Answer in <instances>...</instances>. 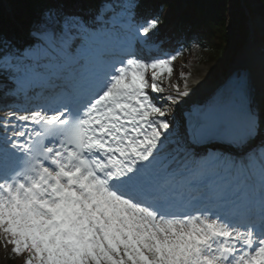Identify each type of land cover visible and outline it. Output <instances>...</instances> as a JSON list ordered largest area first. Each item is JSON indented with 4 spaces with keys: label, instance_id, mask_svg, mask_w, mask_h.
<instances>
[{
    "label": "snow or ice",
    "instance_id": "snow-or-ice-1",
    "mask_svg": "<svg viewBox=\"0 0 264 264\" xmlns=\"http://www.w3.org/2000/svg\"><path fill=\"white\" fill-rule=\"evenodd\" d=\"M81 8L55 0L30 33L62 56L101 53L80 71L27 88L33 46L0 39V74L31 105L0 117V238L23 264H264V56L181 133L167 108L189 92L160 95L180 53L149 47L160 15L142 0ZM213 141L228 148L202 154ZM208 172L232 179H193Z\"/></svg>",
    "mask_w": 264,
    "mask_h": 264
},
{
    "label": "trees",
    "instance_id": "trees-1",
    "mask_svg": "<svg viewBox=\"0 0 264 264\" xmlns=\"http://www.w3.org/2000/svg\"><path fill=\"white\" fill-rule=\"evenodd\" d=\"M0 0V39L13 41L19 48L24 49L29 43L25 31L31 29L39 20L41 12L55 0H4L10 6V13H6ZM105 0H86L89 5ZM240 0H186V6L177 19L179 37L184 40L182 54L184 63L188 66L219 62L225 64L232 55L236 54L234 42L235 32L242 27L234 20V12ZM248 13L252 6L255 14L264 22V0H241ZM61 3L73 10L82 11L84 0H60ZM158 13L161 25L177 18V11L181 8V0H142ZM160 25V26H161ZM162 30L160 27L151 33L152 38H158ZM264 39V27L263 35ZM194 43L197 49L193 48ZM187 74V71H183ZM5 76L0 74V78ZM185 76V75H184ZM22 258L10 253L6 264H17Z\"/></svg>",
    "mask_w": 264,
    "mask_h": 264
},
{
    "label": "rangeland",
    "instance_id": "rangeland-1",
    "mask_svg": "<svg viewBox=\"0 0 264 264\" xmlns=\"http://www.w3.org/2000/svg\"><path fill=\"white\" fill-rule=\"evenodd\" d=\"M249 9L251 10V14L247 12V10L245 8V4H243V2L240 0L238 8L234 12L235 23H237L238 26L240 25L242 27L241 30L238 29L235 32L236 41L234 42V49L236 51V54L232 55V58H230L225 64H220L219 62L215 61V62H210V63H207L205 65H201L199 67H195L193 69H190L192 77H188L186 79L187 87L180 89V91H188L189 93L193 94L194 91L192 89H189V87H188V86H190V83L202 84V85H205L207 87H211V86H214L217 83H219V81L221 79H223L225 74L230 70V68L232 66V62H233L234 58L236 57V55L238 54V52H240L248 43H250L251 35H252L250 27L252 25H254V24L258 25L257 28L253 29V30H255V34H254L255 37H254L253 46H255L256 44H260V43L264 44L263 39L261 37V32L263 29L262 21H261L260 17L255 14V9L252 6H250ZM163 29L165 30V35L163 36V38H161V40L158 41L159 42L158 46H160V49L158 51L159 54H162V50H163L162 47L165 44H168V49L171 50V46H170L171 37L170 36L173 34V32H172L173 24H169L166 29L165 28H163ZM174 39H175V37H174ZM167 42H169V43H167ZM165 48H167V47H165ZM75 51H77V54H72L71 52H68L65 57L70 55L72 60H76V58H80V57L85 55V53L82 52L81 49L75 50ZM37 52L38 51H34L31 54V61L33 64L36 63L37 67L35 69H29L27 67V65H21L19 68V71L16 74H19V76H32L34 73L35 74H42V73H46L47 71L51 70L50 64L44 63L42 60H39V58H38L39 56L37 55L38 54ZM69 53H71V54H69ZM87 62L88 61H84V64H87ZM173 68H174V72L170 78V81H167L165 84V88H166L165 92H168L169 95L176 94L172 85L176 84V81L180 77V71L185 68L183 65V58L182 57L175 59V61L173 62ZM69 71L73 72L71 70H69ZM21 72H23V73H21ZM13 86H17V84L15 82H13L11 84L2 83V84H0V91H3L4 94H7L9 91H11ZM160 95L164 96L163 93H161ZM183 101H185V99ZM158 103L163 104V100L162 99L159 100ZM164 103H166V101ZM179 104L174 105L175 108H178ZM7 113L8 112L0 113V117L6 116ZM168 113H169V110H168ZM169 117H170V115H168L167 118L170 120H174V129L176 131L180 132L181 122H180L179 113H178V116H176L174 119H171ZM11 250H12V245L8 244L5 240L0 238V264H6L7 263V259L11 253ZM23 257L25 259L26 254L20 256V258H23ZM20 262H21V259L17 260V264H20Z\"/></svg>",
    "mask_w": 264,
    "mask_h": 264
},
{
    "label": "bare ground",
    "instance_id": "bare-ground-1",
    "mask_svg": "<svg viewBox=\"0 0 264 264\" xmlns=\"http://www.w3.org/2000/svg\"><path fill=\"white\" fill-rule=\"evenodd\" d=\"M257 27H258V25H256V24H254L250 27V30L252 33L250 43H248L240 52H238V54L236 55V57L234 58V60L232 62V66H231L232 70L238 71V70L242 69V70H246V71H250V72H257L259 70L262 55H260V56L256 55L255 51H254L255 49L252 47L253 42H254V37H255L254 36L255 30H253V29L257 28ZM257 46H260V45L256 44V47ZM81 61H80V63H81ZM80 63L74 64L72 68H74V70L76 68H79ZM58 73H59V71H58ZM215 86L216 85L211 86V87H207V86L202 85V84L190 83V86H188V87H189V89H192L194 91V93L193 94L189 93L188 96L184 97L183 100L185 99V101L182 100V102L179 104L178 108H175L174 105H169V107L167 108L169 110V113H170L169 118L174 119L176 116H178V113H181L187 109H190L195 104L199 105V104H202L203 102H205L209 98V96H210V94L213 91ZM25 87H30L27 80L25 81ZM163 95L168 96L169 93L164 92ZM164 102L165 101L163 100V104H165ZM1 122L2 121H0V123Z\"/></svg>",
    "mask_w": 264,
    "mask_h": 264
}]
</instances>
